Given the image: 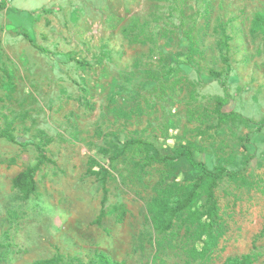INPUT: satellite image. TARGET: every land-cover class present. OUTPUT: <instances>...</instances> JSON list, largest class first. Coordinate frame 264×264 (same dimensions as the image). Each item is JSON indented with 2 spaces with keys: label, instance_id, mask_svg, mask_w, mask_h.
<instances>
[{
  "label": "rangeland",
  "instance_id": "374dc122",
  "mask_svg": "<svg viewBox=\"0 0 264 264\" xmlns=\"http://www.w3.org/2000/svg\"><path fill=\"white\" fill-rule=\"evenodd\" d=\"M264 0L0 4V264H264ZM45 47L34 48L26 38ZM34 173L35 194L15 179ZM225 168L168 231L155 201ZM173 159L153 160V154ZM56 261V262H55Z\"/></svg>",
  "mask_w": 264,
  "mask_h": 264
},
{
  "label": "trees",
  "instance_id": "16d2710c",
  "mask_svg": "<svg viewBox=\"0 0 264 264\" xmlns=\"http://www.w3.org/2000/svg\"><path fill=\"white\" fill-rule=\"evenodd\" d=\"M264 32V14H258L253 22V33L258 31ZM29 43L42 53H48V50L36 44L28 35H26ZM0 138L6 139L14 144H19L22 147L28 146L27 143H19L16 138L10 133H0ZM40 149V148H39ZM41 156L39 159V164L30 168L26 172L21 173L14 181L15 188L19 189L25 197H29L36 193L37 183L35 180L34 173L38 169L39 165L44 161H47L46 154L40 149ZM187 162L195 170L200 171V176L198 178L197 186L194 190L187 193L183 198H173L165 194L162 198L155 201L154 207V222L157 228L161 231H168L172 228L174 220L177 219L179 214L186 209L193 206L195 202L196 189L205 190L208 196V200L211 201V208L216 209V204L214 200V190L218 185V182L224 177L229 176L234 178L236 176L233 172H228L225 168H219L214 171L209 170L204 162H199L195 159L194 153L190 149H186L183 152ZM173 158L170 156H161L159 152L153 154V160L160 163H167ZM0 245V249H1ZM98 261L100 264H118L113 262L105 254L98 255ZM56 262V261H55ZM37 264H54V260L39 261ZM226 264H253V261L249 255H245L241 258H229Z\"/></svg>",
  "mask_w": 264,
  "mask_h": 264
},
{
  "label": "built area",
  "instance_id": "2783aa9c",
  "mask_svg": "<svg viewBox=\"0 0 264 264\" xmlns=\"http://www.w3.org/2000/svg\"><path fill=\"white\" fill-rule=\"evenodd\" d=\"M13 0H0V4H6V3H9Z\"/></svg>",
  "mask_w": 264,
  "mask_h": 264
}]
</instances>
